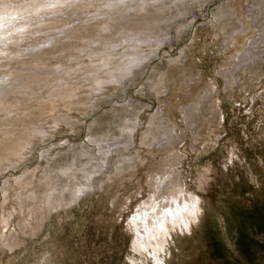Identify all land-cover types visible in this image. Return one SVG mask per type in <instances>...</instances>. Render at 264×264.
I'll return each mask as SVG.
<instances>
[{
    "label": "rangeland",
    "instance_id": "374dc122",
    "mask_svg": "<svg viewBox=\"0 0 264 264\" xmlns=\"http://www.w3.org/2000/svg\"><path fill=\"white\" fill-rule=\"evenodd\" d=\"M50 1L51 9H63L35 17L10 12L8 20L0 15V55L6 56L7 47L12 51L0 67V98L13 91L10 102L0 106V264H264V54L238 66L252 42L264 37V0H238L235 10L228 8L230 0L184 1L187 14L177 17L173 5L154 13L150 4V15L133 17L130 1ZM218 12L217 24L226 26L216 35L210 23ZM114 16L124 19L111 24ZM100 20L110 26L95 32ZM232 27L244 32L229 38ZM129 32L146 35V41L129 40ZM108 36L105 47L93 45L95 50L84 55L72 51L85 39ZM255 42L252 52L264 51V41ZM55 49L64 53L52 56ZM135 52L146 59L122 83L88 89L121 57ZM72 56L77 57L73 62ZM57 61L63 65L55 67ZM44 66L54 76L39 81ZM11 69L17 75H9ZM75 69L81 70L78 78L71 77ZM25 77L31 83L14 93L27 84ZM74 84L84 87L70 99L59 97ZM132 117L126 121L137 122L132 144L113 152L108 166L121 172L97 173L93 188L79 199L43 208L48 184L58 187L67 177L61 167L73 157L87 160L82 149L90 146L88 138L107 135L110 149L118 147L114 137L124 134L117 125ZM149 126L156 131H147ZM165 130L171 132L167 142L161 141ZM26 136L31 143L15 154ZM198 177L207 190L198 188ZM174 193L182 202H195L183 211L184 233L165 220L171 229L163 245L156 252L150 245L135 250L143 230L132 219L140 206L154 197L164 206Z\"/></svg>",
    "mask_w": 264,
    "mask_h": 264
},
{
    "label": "bare ground",
    "instance_id": "6f19581e",
    "mask_svg": "<svg viewBox=\"0 0 264 264\" xmlns=\"http://www.w3.org/2000/svg\"><path fill=\"white\" fill-rule=\"evenodd\" d=\"M97 1H99V0H93L92 2H97ZM105 1L107 2V4L112 3V2L114 3V1H115V3L116 2H126V1L129 2L130 1V3H132V5H134V7H135L134 8L135 9V13H134L133 17H135L136 15L137 16L140 15L141 12H146L148 15H150L149 11L146 10V6L150 5V4L152 6H154V10H155L154 13H156V11L171 10L173 8L172 7V5H173L176 8V14L173 15V16L177 17L178 15L185 16L187 14L188 6L187 5L181 6L182 3H184V1H186L185 3H189V1H194V0H105ZM204 1L205 0H203V2ZM196 3H197V1H196ZM199 4H200V2H199ZM104 5L105 4H103V6ZM115 5L118 6V8L116 7V9L120 10L119 5L118 4H115ZM240 5H241V3L238 0H230V5H229L228 8H231V9L235 10ZM52 6H53V2H51L50 0H37V1H34L32 4H26V5H20V6H12V5H9L8 3H3V4H0V15H3L1 13V12H3L5 14L3 16L5 18H7V16L9 17V15L11 14L10 12H16V13L25 12V13L35 17V15L39 16L41 14H47V13H50V12H54L56 10L63 9V7H57L55 9H51ZM82 6L87 7L88 5L87 4H82ZM103 6H101V7H103ZM76 7H78V6H76ZM112 10L113 11H117V10H114V9H112ZM224 11H223L224 14L228 12V11L227 12H224ZM109 13H111V11ZM109 13H106V11H103V13H100V14L107 15ZM220 13L221 12L214 13V15H212L213 16V20L210 23L212 28H214V27L217 28V30L214 31V33L216 35H218L219 31H223L224 30V26H226V25L222 26V25H218L217 24V22L220 20L219 19L220 18ZM97 15H99V13ZM238 15H240L239 11H238ZM119 16H121V14H119ZM119 16H117V17L114 16L110 20L111 21L110 23L112 24V21L124 19V18L120 19ZM109 17L111 18V16H109ZM98 18H100V17H98ZM8 19L9 18H7V20ZM157 20H158V22L162 21V19H157ZM60 21L62 22V25H64L66 23V21H62V20H60ZM242 22H243V24H244V26L246 28H251L250 27V23L248 25V22H246L245 20H242ZM110 23H108L107 21H104V20L97 21L96 24H95L94 31L95 30L104 31L107 28H109ZM0 24H1V22H0ZM118 27L119 28H123L124 26L120 23V25H118ZM179 27H180V25H179ZM181 28H183V27L181 26ZM243 32L244 31H242V30L239 31L238 27H232L227 32V37H229V38H233V37L237 38L236 35H238L240 33H243ZM137 33H139V32H137ZM127 35H128L127 37L131 38L129 40H131L133 42L134 41L141 42L143 39H145V41H146V38H147L146 35L135 34L133 32L132 33L129 32ZM164 35H166V33H164ZM151 37H154V36L152 35V36H150V38ZM109 38L111 39V37L108 36V38H105L103 41H98L96 39H85L84 40L85 42L81 46H76L75 48H73L72 51H74L75 54L84 55L85 53H89L90 51L95 50V49L92 48L93 45L97 44V45L105 47V45H107L109 43L108 42L110 40ZM263 38H259V40H254V42H252V47L247 49L245 51V53L240 57L238 66H240V65L243 66V65L247 64V62H250L254 58L264 54L263 50L262 51L261 50L260 51H256V52H252V50H251V49L256 47V42L255 41H258V42L264 41ZM158 41L159 40L154 41V42H150V41L149 42L152 43V44H157ZM10 47H7L8 48L7 49L8 52L6 53V56L2 57V55H0V67L5 65L6 62L10 59V54L12 52ZM62 53H64V51L55 49L53 54H52V56L60 57V55ZM67 53H69V52H67ZM65 55H66V53H65ZM140 55L141 54L139 52L125 54L123 57H121L122 59H120V63H117L111 69H108V70L106 69V71L102 72V73H104V75L102 77H99L94 82L93 86L89 85L88 89L91 90V91L92 90H97V89L101 88L103 85L111 84V82L122 83V80L125 77H127V76L129 77L128 74L131 73V70L133 68H135V66L138 67L140 62H142L143 60L146 59V58H143ZM97 57L98 56H95V58H97ZM76 58L77 57L72 56L70 58L71 62H73V60L76 59ZM42 61L46 62L47 60L45 58H42ZM53 64L54 63H52L50 65L53 66ZM61 65H63V61L62 62L61 61L55 62V67H60ZM10 66H12V65H10ZM43 69H46L47 71H46L45 76L42 79H40L39 81L47 80V78L50 79L52 76H54V72L52 70H48L45 66L43 67ZM16 72L17 71L15 69H11L10 71H8V74L12 75V76L13 75H17ZM80 72H81L80 69H75L73 71V74L71 75V77L72 78H75V77L78 78V75L80 74ZM25 78H26L25 80H26L27 84H22L21 86H18L17 88L15 87L14 89L16 91L14 90V93L17 92V91L19 92L21 89H24L26 86H28V83H31V81L28 79V77H25ZM160 81H162V80L159 79L158 82H160ZM155 83H156V81L154 80L152 82L153 85L151 87H154ZM81 86L84 87L83 85H81ZM81 86H79L77 84H74V85H72L70 87L69 91L66 90V93L64 95H60L59 97L63 98V99H70V98L76 96V93H77L76 90L79 87H81ZM8 93L9 94H4L3 97L0 98V106L7 104V102L10 100V98H9L10 94L13 93V91H11V92L9 91ZM88 95H91V94L88 93L86 95L87 98L89 97ZM57 96H58V94H57ZM84 100H87V99L85 98ZM84 100H83V102L82 101H79V102L84 104ZM133 117L135 118L134 114H133ZM133 117L132 118H125L117 125V128L119 129V135H123L124 134V137H122V136L114 137L115 139H118V140H115L116 142H114V144H118V147L117 146L115 147V145H114L115 148L110 149L113 144L110 143V142H109L110 143L109 144L108 141H110V140L112 141V139H110L109 136H107V135H105V136L103 135L101 138H97V137H93V136H90L88 138L87 143L90 146L85 145L83 147V149H82L83 150L82 151V155L83 156H88L87 160H84V161L83 160H78V162H75L76 159H75V157H73L72 160L68 164H66L65 166L61 167V170H63V173L67 174V177L65 178V180L63 181L62 184L58 185V187H57V184H55V183H51V184L49 183L48 184L46 190L42 192L41 204H42L43 208L45 207V208H47V210L56 209L58 206L66 205L67 203H70V202H73V201L79 199L78 197H80V195L84 194L87 190H90V189L93 188L94 185H92V183H90V181L93 180V179L96 180V178H94V175H96L97 173L98 174L115 173V175H118L121 172V170H120L121 168H119V169L117 168L114 171H110L108 169V166H109L111 157H113L112 156L113 152H117L118 150H121V149H127L130 146V144H132V134H133L134 130L136 131L137 122H135L136 120H133V122H131V123H127L126 121H128L130 119H134ZM150 129H152V131H156L157 128L153 129V128H150V126H149L147 131H149ZM32 133L37 135L36 131H34V130L32 131ZM170 134H171L170 131H166L165 130L163 132V136H166V137L163 138L161 141L165 140L167 142L169 139H171L170 138ZM27 137H30V136H26V139L24 138L21 141L22 143L20 142V145L18 144V147H17V149L15 151V154H18V155L22 154L23 149L26 148V146L29 143V140H28L29 138H27ZM121 137H122V139H119ZM30 138H32V137H30ZM34 138H36V136ZM29 149H27V150H29ZM48 150L49 149L44 151L43 154H41V155L42 156L46 155L45 153L48 152ZM138 159H139V157H138ZM92 160H94L95 162H92ZM89 164H90V166H89ZM104 168H106V169L104 170ZM201 176H202V174H201ZM202 177L201 178L198 177V180H199L198 188L205 189L204 180H203ZM46 178L48 179V176ZM101 181L103 182V180H101ZM70 185H72V186H70ZM66 188H69V189H67L69 198H67L64 195V190ZM56 189H57V195H52L53 191L56 190ZM205 190H207V189H205ZM169 200L170 201L167 202L163 206V205H161L160 202H158L159 200H157L156 197H154L153 200L148 202V206L147 207L145 205L144 206H140V211H138L137 218L135 217V218L132 219V223L134 225H136V227L138 228V231H140L139 230L140 226L138 225V222H140L141 227H142L141 229L143 230L140 233V237H137L136 240H135V243H134V246H133V248L135 250H137V251L145 250V249H147V246L150 245L152 247V249L156 252V248H160L163 245V244H161V241H162V238H164L166 236V234L168 232L167 230L171 229V227H169V226L165 227V220H169V222H171V226H173L172 227L173 230H176V226H178L180 231H181V234L184 233V229L182 228L181 223H180V220L185 218L183 211H185L188 208H192V206L195 205V202L193 200V202L188 203V200H186V199H185L186 201L184 200L185 202H182L181 198H178L175 193L174 194H169ZM171 201H172V203H171ZM151 202H154L155 204H157V203H159V204H157V206H154L153 205L154 203H151ZM172 208H173V210H172ZM142 210H144V211H142ZM183 224H185V222H183ZM153 257L155 259L154 262H156V261L159 262L160 261L159 256L156 255V253L153 255Z\"/></svg>",
    "mask_w": 264,
    "mask_h": 264
}]
</instances>
